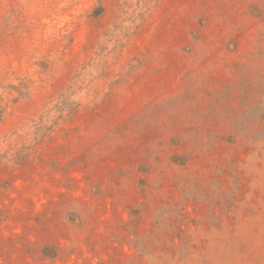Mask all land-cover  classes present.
<instances>
[{
    "label": "rangeland",
    "instance_id": "obj_1",
    "mask_svg": "<svg viewBox=\"0 0 264 264\" xmlns=\"http://www.w3.org/2000/svg\"><path fill=\"white\" fill-rule=\"evenodd\" d=\"M0 264H264V0H0Z\"/></svg>",
    "mask_w": 264,
    "mask_h": 264
},
{
    "label": "trees",
    "instance_id": "obj_2",
    "mask_svg": "<svg viewBox=\"0 0 264 264\" xmlns=\"http://www.w3.org/2000/svg\"><path fill=\"white\" fill-rule=\"evenodd\" d=\"M1 114H2V111H1V109H0V117H1Z\"/></svg>",
    "mask_w": 264,
    "mask_h": 264
}]
</instances>
